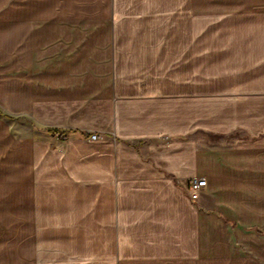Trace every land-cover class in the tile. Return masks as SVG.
I'll list each match as a JSON object with an SVG mask.
<instances>
[{
    "label": "crops",
    "instance_id": "crops-1",
    "mask_svg": "<svg viewBox=\"0 0 264 264\" xmlns=\"http://www.w3.org/2000/svg\"><path fill=\"white\" fill-rule=\"evenodd\" d=\"M2 8L0 264H264V0Z\"/></svg>",
    "mask_w": 264,
    "mask_h": 264
},
{
    "label": "built area",
    "instance_id": "built-area-1",
    "mask_svg": "<svg viewBox=\"0 0 264 264\" xmlns=\"http://www.w3.org/2000/svg\"><path fill=\"white\" fill-rule=\"evenodd\" d=\"M89 139L95 140L97 138V134L91 133L88 135ZM205 187V179L202 177H193L190 179L188 182V189H189V194L188 198L191 201H195L196 194L198 191L203 190Z\"/></svg>",
    "mask_w": 264,
    "mask_h": 264
},
{
    "label": "rangeland",
    "instance_id": "rangeland-1",
    "mask_svg": "<svg viewBox=\"0 0 264 264\" xmlns=\"http://www.w3.org/2000/svg\"><path fill=\"white\" fill-rule=\"evenodd\" d=\"M0 16L3 17V8H2V10H0Z\"/></svg>",
    "mask_w": 264,
    "mask_h": 264
}]
</instances>
